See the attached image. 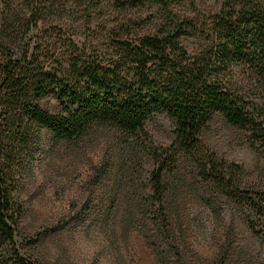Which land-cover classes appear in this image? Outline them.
<instances>
[{
  "label": "trees",
  "instance_id": "1",
  "mask_svg": "<svg viewBox=\"0 0 264 264\" xmlns=\"http://www.w3.org/2000/svg\"><path fill=\"white\" fill-rule=\"evenodd\" d=\"M13 0H0L4 7ZM17 1V0H15ZM20 14L0 11V250L4 264H33L16 249L20 207L16 174L30 158L38 128L56 141L109 127L152 164L148 195L161 220L167 185L185 164L191 178L244 211L249 232L264 239V189L245 184L200 141L216 115L264 154V0H221L197 17L174 12L178 0H109L117 10L157 7L149 30L129 20L100 33L44 25L40 0H21ZM134 24V23H132ZM138 28V29H137ZM86 32V33H85ZM183 41L192 44L190 51ZM58 107L51 114L42 98ZM171 120L172 139L156 146L144 129L157 114ZM211 199H204L206 207Z\"/></svg>",
  "mask_w": 264,
  "mask_h": 264
},
{
  "label": "rangeland",
  "instance_id": "2",
  "mask_svg": "<svg viewBox=\"0 0 264 264\" xmlns=\"http://www.w3.org/2000/svg\"><path fill=\"white\" fill-rule=\"evenodd\" d=\"M220 1L178 0L174 12L206 15ZM40 3V29L48 24L86 31L81 24L89 16L88 29L98 33L109 21L127 20L145 31L161 13L150 6L117 10L109 0ZM25 8L21 0L0 5L8 16ZM183 44L191 50L189 41ZM39 105L58 112L50 97ZM144 129L156 146L172 139L171 120L162 113ZM37 133L30 158L15 176L14 194L21 211L15 249L33 264H264V239L249 232L244 211L192 179L185 164L164 178L162 221L148 195L152 164L118 132L95 127L71 141L53 140L41 127ZM200 141L220 161L239 166L245 184L264 189V154L250 146L244 131L216 115ZM204 199H211L209 207ZM6 259L0 250V264Z\"/></svg>",
  "mask_w": 264,
  "mask_h": 264
}]
</instances>
